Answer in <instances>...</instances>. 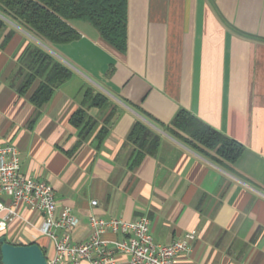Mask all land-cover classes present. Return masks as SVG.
Wrapping results in <instances>:
<instances>
[{
  "label": "crops",
  "instance_id": "1",
  "mask_svg": "<svg viewBox=\"0 0 264 264\" xmlns=\"http://www.w3.org/2000/svg\"><path fill=\"white\" fill-rule=\"evenodd\" d=\"M8 24L0 34V145L17 146L22 172L51 184L59 207L73 209L75 239L90 236L92 214L146 215L157 242L197 232L176 264H264V0H129L125 53L74 23L81 37L53 50L74 77L41 109L31 101L35 85L20 92V56L41 42ZM88 87L120 109L99 147L94 136L77 147L71 122ZM139 108L164 123L185 108L245 151L220 164L152 124L161 133L159 151L131 169L127 137L136 121H147ZM89 112L104 120L99 108ZM19 213L1 236L38 243L54 256L39 230L43 213L24 205Z\"/></svg>",
  "mask_w": 264,
  "mask_h": 264
},
{
  "label": "trees",
  "instance_id": "2",
  "mask_svg": "<svg viewBox=\"0 0 264 264\" xmlns=\"http://www.w3.org/2000/svg\"><path fill=\"white\" fill-rule=\"evenodd\" d=\"M8 21L53 50L81 37L74 26L76 21L91 23L117 51L125 53L128 49L129 0H0V34L8 28ZM15 33L12 28L5 38L10 40ZM20 70L24 74L20 92L27 93L35 85L31 101L38 109L48 103L55 91L75 73L71 66L38 43H29L25 47L20 56ZM93 107L104 112L102 122L89 112ZM139 110L147 121H136L127 137V142L134 145L129 161L131 169L140 165L147 155H156L159 151L161 133L152 124L220 164L237 162L245 151L242 143L185 108H180L169 123L160 121L144 109ZM119 112L109 95L96 92L92 87L86 88L82 106L71 118L79 130L77 147L92 136L99 147Z\"/></svg>",
  "mask_w": 264,
  "mask_h": 264
},
{
  "label": "built area",
  "instance_id": "3",
  "mask_svg": "<svg viewBox=\"0 0 264 264\" xmlns=\"http://www.w3.org/2000/svg\"><path fill=\"white\" fill-rule=\"evenodd\" d=\"M98 201L93 200L92 205ZM43 213L39 230L48 236L55 254L48 264H176L178 256L190 249L195 230L172 243L157 242L148 216L134 220L104 218L92 214L91 233L85 240L74 238L79 217L69 206L59 207L56 191L45 181L22 172L21 153L14 144L0 145V236L20 215V206ZM113 234L110 239L106 235Z\"/></svg>",
  "mask_w": 264,
  "mask_h": 264
},
{
  "label": "water",
  "instance_id": "4",
  "mask_svg": "<svg viewBox=\"0 0 264 264\" xmlns=\"http://www.w3.org/2000/svg\"><path fill=\"white\" fill-rule=\"evenodd\" d=\"M2 264H48L49 259L38 243L14 244L6 236L0 237Z\"/></svg>",
  "mask_w": 264,
  "mask_h": 264
},
{
  "label": "rangeland",
  "instance_id": "5",
  "mask_svg": "<svg viewBox=\"0 0 264 264\" xmlns=\"http://www.w3.org/2000/svg\"><path fill=\"white\" fill-rule=\"evenodd\" d=\"M75 23L78 24V25H81V26H85L84 24H86V26H90L91 30L96 31V32L98 31L91 23H89L87 21H76ZM41 45L46 47L47 49L49 47L47 44H44L42 42H41ZM52 52H53V48H52ZM74 85H77V84L75 83Z\"/></svg>",
  "mask_w": 264,
  "mask_h": 264
},
{
  "label": "clouds",
  "instance_id": "6",
  "mask_svg": "<svg viewBox=\"0 0 264 264\" xmlns=\"http://www.w3.org/2000/svg\"><path fill=\"white\" fill-rule=\"evenodd\" d=\"M3 228V225H0V229H2Z\"/></svg>",
  "mask_w": 264,
  "mask_h": 264
}]
</instances>
